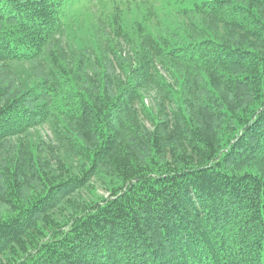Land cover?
Instances as JSON below:
<instances>
[{
    "label": "trees",
    "instance_id": "1",
    "mask_svg": "<svg viewBox=\"0 0 264 264\" xmlns=\"http://www.w3.org/2000/svg\"><path fill=\"white\" fill-rule=\"evenodd\" d=\"M0 264H264V0H0Z\"/></svg>",
    "mask_w": 264,
    "mask_h": 264
},
{
    "label": "rangeland",
    "instance_id": "2",
    "mask_svg": "<svg viewBox=\"0 0 264 264\" xmlns=\"http://www.w3.org/2000/svg\"><path fill=\"white\" fill-rule=\"evenodd\" d=\"M94 12L97 13V10L94 9ZM124 17H125L126 22L129 24L131 21H134L135 14L134 13L128 14V12L126 11ZM22 69L25 70V71H28L29 67L26 66V67H23ZM147 103H148V101H147ZM37 136H39L41 138V140H43V142H45L47 144L50 143V138H51V130H50V128L48 126H46L45 128L39 129L37 131ZM99 193L103 194L104 192H103V190H99Z\"/></svg>",
    "mask_w": 264,
    "mask_h": 264
}]
</instances>
